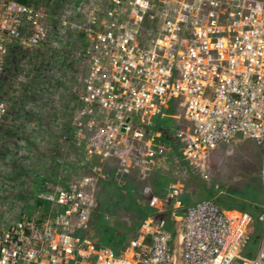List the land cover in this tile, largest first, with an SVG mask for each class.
Wrapping results in <instances>:
<instances>
[{"label":"built area","instance_id":"1","mask_svg":"<svg viewBox=\"0 0 264 264\" xmlns=\"http://www.w3.org/2000/svg\"><path fill=\"white\" fill-rule=\"evenodd\" d=\"M26 1L0 0V80L11 46L39 47L51 31ZM59 27L78 43L79 87L64 117L27 127L44 149L41 190L31 214L0 220V264H264V228L241 256L251 216L209 199L184 205L178 170L209 177L211 156L244 138L264 163V0H76ZM8 107L0 97V134ZM157 117L181 123L163 130ZM166 168L176 178L148 196L151 214L121 254L88 237L108 176Z\"/></svg>","mask_w":264,"mask_h":264},{"label":"rangeland","instance_id":"2","mask_svg":"<svg viewBox=\"0 0 264 264\" xmlns=\"http://www.w3.org/2000/svg\"><path fill=\"white\" fill-rule=\"evenodd\" d=\"M35 2L42 5L44 22L51 28L48 39L39 47L28 48L19 44L22 53L18 67L12 72L5 71L0 80V97L5 98L9 106L5 120L16 121V125L20 126L23 123L31 126L32 122L46 124L49 117H64V103L70 100L72 90L79 87L78 79L82 68L81 63L70 56L78 48V43L70 35L59 33L63 15L72 8L76 0H34ZM175 114L179 116L180 112L176 111ZM154 123L165 130L179 125L181 120L173 124L169 119L157 117ZM22 131L21 128L14 127L9 131L12 135L10 139L0 140V220L12 221L23 211L25 215L31 214L30 202L35 192L30 190V186L35 172L44 168L43 149L29 143L28 133ZM20 138L26 139L27 148L29 147L24 151V157L18 155ZM261 153L253 140L244 138L211 156L209 177L192 173L183 164L179 165L180 179L183 178L185 183L195 180L193 185L186 186L191 202L207 199L206 191L208 195L214 193L217 196L224 195L226 190L231 192L233 187L241 189L246 181L255 178H261L264 186ZM13 161L22 169L20 175L13 173ZM174 171L172 168L158 170L144 176L142 180L136 175L120 180L108 176L96 194L89 225V228L96 231V240L113 250H119L118 253L121 254L135 235L139 227L137 221L142 219L145 210L147 209V214H151V209L147 206L148 196L166 189L172 176H175ZM183 173L186 176H182ZM222 185L225 186L223 191L219 188ZM258 246L259 243L249 241L241 256L255 254Z\"/></svg>","mask_w":264,"mask_h":264},{"label":"trees","instance_id":"3","mask_svg":"<svg viewBox=\"0 0 264 264\" xmlns=\"http://www.w3.org/2000/svg\"><path fill=\"white\" fill-rule=\"evenodd\" d=\"M20 1L23 3H27L26 0H20ZM21 53H22L21 48H19L18 45H13L9 48L8 55L6 58L5 71H11L12 72V71L16 70V68L19 65ZM1 85H2V83L0 82V95H1ZM175 113H176V110H174L173 108H170L168 110V114L176 115ZM167 131H168V129H167ZM259 149H260V147H259ZM260 157H262V153H261ZM12 170H13V173H15V174L17 173L19 175H20V173L23 172L22 169L20 168V166L15 165V161H13V169ZM174 179H175V176H172V179H170V182L173 181ZM182 182L185 186V192H184V196H183V204L188 205L192 202L188 197V193L186 191V186L188 187V186L193 185L195 180H191L190 182L185 183L183 181V178H182ZM226 191H228V190H226ZM226 191H225L224 195H217V196L214 193L212 195H208V191H206L207 192V199L213 201L214 203H216L221 208L237 209V210H240L242 212L248 213L251 216V220H252V223H251L252 232H251V236H250V241H255V242L259 243V240L261 238V233H262L263 228H264L263 222L258 220V217L261 214H263V212H264V186H263V182H262L261 178H259V179L255 178L254 180L251 179V180L246 181L241 189L233 187L231 189V192L230 191L226 192ZM157 193H161V190L156 192L155 195H157ZM146 210L144 212L142 219H139V221H137V225L138 224L140 225L142 220H144L149 215L146 213ZM257 229L259 230L258 232H257ZM122 236H125V235L122 234ZM89 238L94 243H96L97 245L109 247L107 245L98 244L97 243L98 241L95 238V234H93V237H89ZM114 251L117 254H119L118 253L119 250H114Z\"/></svg>","mask_w":264,"mask_h":264},{"label":"crops","instance_id":"4","mask_svg":"<svg viewBox=\"0 0 264 264\" xmlns=\"http://www.w3.org/2000/svg\"><path fill=\"white\" fill-rule=\"evenodd\" d=\"M3 131L1 132V135H0V140L2 139V138H6V140L7 139H10V137L12 136L11 134H9V131H11L12 130V128H14V127H17V128H21L23 131L22 132H27L28 134H29V136H28V140H29V143H32L31 141H30V135L32 134V132L30 131L29 132V130H27V127H29V126H26L24 123L23 124H21V126L20 125H16V121L14 122V121H8V120H4V123H3ZM14 130V129H13ZM18 131V130H17ZM27 134V135H28ZM33 134H37V132H35V133H33ZM23 135V134H22ZM32 137H33V135H32ZM26 138V137H25ZM44 150V149H43ZM38 168H36V170H37ZM38 172H39V170H37L36 172H35V176H34V178H33V180H32V183H31V186L30 187H32V189H30V190H32V191H34L35 192V194H37L40 190H41V179L39 178V175H38ZM154 173H156V172H154ZM168 187V186H167ZM167 190V188L166 189H161V193H157V195L158 196H161V195H163L164 193H165V191ZM156 193V192H155ZM155 193H154V195H155ZM153 194V193H152ZM30 211L31 212H33V209H30ZM93 234H95V236H97V234H96V231L93 229V228H89V230H88V236L89 237H93ZM96 241V240H95ZM97 242V241H96ZM98 244H102V243H100L99 241L97 242Z\"/></svg>","mask_w":264,"mask_h":264},{"label":"water","instance_id":"5","mask_svg":"<svg viewBox=\"0 0 264 264\" xmlns=\"http://www.w3.org/2000/svg\"><path fill=\"white\" fill-rule=\"evenodd\" d=\"M219 188H220V190L223 191L225 189V186L222 185V186H219ZM193 202H195V201H193Z\"/></svg>","mask_w":264,"mask_h":264},{"label":"flooded vegetation","instance_id":"6","mask_svg":"<svg viewBox=\"0 0 264 264\" xmlns=\"http://www.w3.org/2000/svg\"><path fill=\"white\" fill-rule=\"evenodd\" d=\"M219 151V150H218Z\"/></svg>","mask_w":264,"mask_h":264}]
</instances>
